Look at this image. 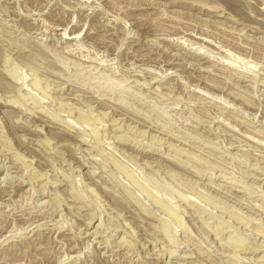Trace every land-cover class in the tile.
I'll return each instance as SVG.
<instances>
[{
  "label": "rangeland",
  "instance_id": "374dc122",
  "mask_svg": "<svg viewBox=\"0 0 264 264\" xmlns=\"http://www.w3.org/2000/svg\"><path fill=\"white\" fill-rule=\"evenodd\" d=\"M0 264H264V0H0Z\"/></svg>",
  "mask_w": 264,
  "mask_h": 264
},
{
  "label": "bare ground",
  "instance_id": "6f19581e",
  "mask_svg": "<svg viewBox=\"0 0 264 264\" xmlns=\"http://www.w3.org/2000/svg\"><path fill=\"white\" fill-rule=\"evenodd\" d=\"M230 3V2H229ZM232 5H233V3H232ZM77 33V32H76Z\"/></svg>",
  "mask_w": 264,
  "mask_h": 264
}]
</instances>
